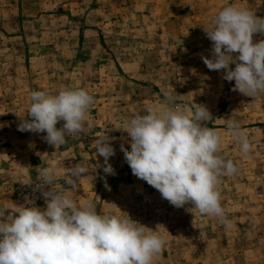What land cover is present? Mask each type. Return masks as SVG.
I'll return each instance as SVG.
<instances>
[{
	"label": "rangeland",
	"instance_id": "obj_1",
	"mask_svg": "<svg viewBox=\"0 0 264 264\" xmlns=\"http://www.w3.org/2000/svg\"><path fill=\"white\" fill-rule=\"evenodd\" d=\"M229 5L264 18V0H0V119H30L36 90L85 88L94 98L87 131L57 149L41 140L45 133L22 132L15 123L20 136L5 141L0 133V209L11 212L26 201L45 207L40 173L53 168L54 187L78 203L93 201L100 214L129 215L156 229L166 245L154 264H264V95L233 91L235 81L201 58L212 48L202 27ZM165 94L176 106L202 104L212 114L205 126L219 133L221 154L237 167L218 185L228 224L191 204L172 206L124 159L121 145L130 150V137L121 129L135 113L166 104ZM228 118L247 134V154L227 129ZM101 137L115 149L108 161L114 175L103 172L104 158L96 156ZM75 164L89 175L73 190L67 169Z\"/></svg>",
	"mask_w": 264,
	"mask_h": 264
},
{
	"label": "clouds",
	"instance_id": "obj_2",
	"mask_svg": "<svg viewBox=\"0 0 264 264\" xmlns=\"http://www.w3.org/2000/svg\"><path fill=\"white\" fill-rule=\"evenodd\" d=\"M202 28L212 42L211 56H201L207 68L223 70V79L235 81L233 91L252 98L264 95V39H253L254 34L264 35V18L251 9L229 5ZM165 95L166 104L135 113L121 129L130 137V150L121 145L124 159L134 176L172 206L191 204L200 214L228 224L218 185L222 176L235 174L237 167L221 154L219 133L205 126L212 114L202 104H195L194 110L176 106L173 97ZM93 103L85 88H61L55 94L32 91L30 119H21L18 130L45 133L43 139L57 149L66 137L87 131ZM226 126L247 154L252 145L239 123L228 118ZM95 152L104 158L103 172L114 175L108 163L115 155L110 139L98 138ZM88 175L87 167L75 164L67 169V183L75 190ZM40 177L38 190L45 207L29 206L26 201L11 212L0 209V264H154L166 245L156 229L129 215L100 214L93 201L78 203L54 187L53 168L41 171ZM105 187L109 186L105 183Z\"/></svg>",
	"mask_w": 264,
	"mask_h": 264
},
{
	"label": "crops",
	"instance_id": "obj_3",
	"mask_svg": "<svg viewBox=\"0 0 264 264\" xmlns=\"http://www.w3.org/2000/svg\"><path fill=\"white\" fill-rule=\"evenodd\" d=\"M15 109H17V108H15ZM3 119H0V133H2V134H4V140L5 141H8L7 139H6V137H7V135H10L11 133H14V135H17V136H20V135H18V134H22V133H19L18 131H17V128L16 127H14L13 126V124L15 123L16 125H18V121H14V119L12 118V119H9V118H6V121H2ZM8 120V121H7ZM18 120V119H17ZM2 121V122H1ZM1 134V135H2ZM2 137V136H1ZM41 140H43V137H42V139ZM12 144V146H17V144L18 143H11ZM34 147H35V145H34ZM41 148V147H40ZM3 151H7V150H3ZM22 153L23 154H25V153H28V151H25V150H22ZM30 155H31V153H30ZM29 159H31V156H29L28 157ZM34 169V168H33ZM32 169V171H35V169L33 170ZM31 176V175H30Z\"/></svg>",
	"mask_w": 264,
	"mask_h": 264
}]
</instances>
